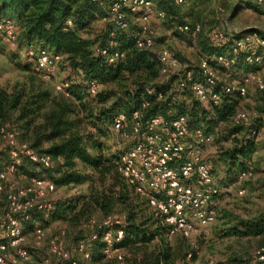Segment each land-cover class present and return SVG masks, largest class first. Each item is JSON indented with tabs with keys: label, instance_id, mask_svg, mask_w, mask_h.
<instances>
[{
	"label": "trees",
	"instance_id": "trees-1",
	"mask_svg": "<svg viewBox=\"0 0 264 264\" xmlns=\"http://www.w3.org/2000/svg\"><path fill=\"white\" fill-rule=\"evenodd\" d=\"M102 1L0 0V19L12 21L16 30L15 43L23 50L28 47L43 48L58 55L57 69L66 71V77L61 79L67 84L66 94L52 91L35 70L33 61L24 56L26 62L19 64V68L26 71L25 78L15 82L10 89L0 87V125L13 124L19 141L25 142L35 153L52 160L51 167H43L21 156L14 172L20 168L29 179L48 180L54 188L85 185L82 194L53 201L46 214L35 209L29 211L22 231L24 233L29 228L31 232L34 227L44 229L43 226L59 221L75 226L81 221H90L96 213L103 220L116 215L119 223L109 226L99 224L92 228L89 236L77 243L83 244L88 251L89 264L103 260L116 264L114 259L104 258V244L101 241L104 232L116 229L122 231V238L111 247L123 253V264H174L173 253L164 237L168 227L148 207L146 198L136 194L122 178L117 169L120 151L116 155L105 153L100 136L110 129L112 116L118 111H123L129 117L132 111L139 110L142 120L151 116L165 119L184 115L189 127L200 128L210 135L208 143L212 141L211 132L216 130L217 124L226 121L229 125L224 132L231 143L216 152V160L224 165L223 178L227 182H242L238 180V174L249 169L253 174L249 164L256 149L255 134L264 121V94L257 90L262 97L256 106L259 115L251 120L249 116L247 124H234L232 116L246 94L239 95L236 88L223 92L220 84L227 83L234 75L238 79L233 80L239 84L245 72H257L256 68L260 66L246 63L243 59L248 52L257 53L258 45L246 44L233 52L231 39L250 32L264 38V32L243 29L228 33V38L220 44L214 41L211 32L210 41L203 46L204 51L200 55L213 57L221 54L232 61L227 68L212 60L208 62L215 72L222 73L213 89L218 94V103L208 101L201 104L187 87L172 92L170 84L176 76L174 71L168 72L171 80L158 78L161 63L157 54L160 47L154 44V35L149 48L136 45L140 12L125 9L126 26L118 28L106 19L107 0H104L103 9L100 6ZM165 2L173 3L172 0H162V3ZM163 7H156L165 12L164 18L159 19H170L174 26L182 23ZM128 16L135 17V29L130 26ZM98 17L107 21V28L100 30L93 38L83 36L82 33L88 32L91 23ZM176 34L189 38L185 34ZM100 49H104L105 54H101ZM114 52L120 55L108 60ZM171 54L176 57L173 52ZM188 69L195 74L197 63ZM90 82L99 85L94 93L88 91ZM149 85L151 90L148 92ZM143 101L146 102L144 107L141 106ZM2 160L4 163L10 162L9 158L4 159V153ZM37 168L41 169L40 172ZM211 173L213 175L212 165ZM42 215L47 216L46 220L42 219ZM37 220L42 223H36ZM227 232L238 237H261L264 235V214L249 220L236 218ZM92 235L95 238L90 239ZM192 253L193 250H190L186 254L190 256ZM237 261L243 260L213 264Z\"/></svg>",
	"mask_w": 264,
	"mask_h": 264
},
{
	"label": "built area",
	"instance_id": "built-area-1",
	"mask_svg": "<svg viewBox=\"0 0 264 264\" xmlns=\"http://www.w3.org/2000/svg\"><path fill=\"white\" fill-rule=\"evenodd\" d=\"M99 2V0H92ZM174 4H180L184 0H172ZM254 4L264 7V0H252ZM125 9L139 11L140 29L136 35V45L149 48L153 42L154 32L149 26V18L155 16L164 18L165 12L154 7V0H107V20L113 22L118 28L126 26ZM69 23V20H67ZM176 32L189 36L194 40L200 31L198 23H176ZM229 29L212 31V38L220 44L226 38ZM0 38L9 44L16 42V30L10 19H0ZM233 52L246 44H256L261 51L248 52L243 59L246 63L264 64V38L255 33L244 34L239 38L231 39ZM105 54L104 49H100ZM114 52L108 60L117 57ZM24 56L34 63V68L43 79H49L57 68L60 57L51 54L43 48L28 47L24 49ZM157 58L161 63L159 69L160 79H169V71H174V78L169 79L175 85V89L187 87L193 96L201 103H218V94L214 86L218 82L215 70L208 63L210 60L227 68L232 59L218 54L212 56L200 55L197 61V72L184 68L168 48L161 46ZM66 82L59 80L54 83V89L66 94ZM252 85L256 90L264 94V80L256 71H248L242 75L241 83L230 79L225 84H220L223 92L237 89L239 95L246 94L247 86ZM99 85L90 82L88 91L94 93ZM151 86L147 87V91ZM159 96V94H158ZM143 101L141 106L144 107ZM234 124H247L248 114L237 110L232 116ZM123 142L131 140L126 146H120L117 158V169L125 182L133 191L147 200V205L155 214L162 218V222L168 227L167 234L187 237L196 228L206 227L216 218L215 198L219 193L214 177L211 173V165L205 160L204 153L210 135L205 134L200 128L189 127L184 115H175L171 118L151 116L142 120L139 110H134L129 117L123 112H116L109 126ZM6 154L10 162L2 160V148L0 146V264H28L29 250L37 249L44 241V229L34 227L30 232L32 237H26L23 233V222L28 218V212L35 209L46 214L52 207L53 200L48 199L49 194L55 188L53 184L44 179H29V184L24 187L10 188L4 191L7 178L14 174L15 165L21 156L40 164L43 167H51L52 160L46 155L37 154L28 148L27 144L17 139V130L14 128H0ZM124 140V141H123ZM250 169L238 174V180L243 181L250 177ZM116 215L105 218L100 223L90 220L92 227L101 224L109 226L119 223ZM26 238L31 239L32 246L22 243ZM95 238L92 235L90 239ZM122 238L119 229L106 231L101 235L104 244L102 253L105 259H114L116 264H123V253L112 249V244ZM48 252L53 257L52 264H89V253L83 244H79L72 251L77 253L73 257L71 251L66 250L61 237H54L47 241ZM250 263L237 261L232 264H264V247L258 248Z\"/></svg>",
	"mask_w": 264,
	"mask_h": 264
},
{
	"label": "rangeland",
	"instance_id": "rangeland-1",
	"mask_svg": "<svg viewBox=\"0 0 264 264\" xmlns=\"http://www.w3.org/2000/svg\"><path fill=\"white\" fill-rule=\"evenodd\" d=\"M162 4V6H160ZM101 8L105 7V1L101 3ZM165 7L171 16H175L178 22L189 24L198 23L200 31L197 38L191 40L184 35L176 34L174 23L170 19L149 18V26L154 32V44L157 48L164 46L175 54L185 67H194L198 57L210 41V34L214 29L217 30H236L252 29L264 32V7L254 4L252 0H184L180 4L172 2L162 3V0H156L154 7ZM163 7V8H164ZM130 26H136V20L133 16H128ZM107 28V21L102 18H96L88 28V32L82 33L83 36L93 38L96 33ZM133 29V30H134ZM255 32H250L252 34ZM26 62L24 50L17 43L9 44L0 38V87L10 89L11 86L25 78L26 71L19 68V64ZM193 64V65H191ZM257 72L264 80V64L257 68ZM220 78L222 73L216 71ZM240 74H238V77ZM66 77V71L56 68L49 79H45L47 85L53 91V84ZM237 80V76H232ZM172 92L175 85L170 84ZM55 90V89H54ZM261 94L252 85L247 86L246 95L239 101L238 110L250 116V120L259 115L256 106L260 102ZM229 122H219L216 130L212 133V141L206 145L204 158L213 166V177L219 193L215 198L217 215L213 223L206 227L196 228L187 237L181 238L180 235H164L166 243L169 245L174 256V264H213L218 261L243 260L252 261L254 252L264 247V235L261 237H238L230 235L227 232L232 227V222L236 218L249 220L264 214V121L255 134L256 149L252 155V161L249 165L253 168L251 177L246 178L239 183H229L224 177V165L216 160V152L226 148L229 145L230 137L226 135L224 129L228 127ZM1 127L13 128V124L4 123ZM227 129V128H226ZM225 129V130H226ZM240 135V134H239ZM100 143L105 153L116 155L120 146L128 145L131 140L123 142L110 129L100 136ZM124 141V140H123ZM0 146L4 159L8 160L3 139L0 135ZM56 162V161H55ZM54 163V162H53ZM40 172V168L36 169ZM29 184V177L22 174L20 168H17L13 175L7 178L4 191L10 188L24 187ZM85 191V185L67 186L55 188L53 193L49 194L48 199L56 202L75 194H82ZM3 199V193L0 194ZM32 211H35L34 209ZM47 216L42 215L46 220ZM91 220L100 223L103 218L100 214H93ZM42 223V221H36ZM35 223V224H36ZM45 237L39 248L29 250L28 264H52L53 257L48 252L47 241L54 237H61L66 250L73 251L81 240L85 239L92 231V223L81 221L75 226H68L64 222H53L43 226ZM227 232V233H226ZM26 237L30 235V229L24 230ZM26 246H32L31 239L26 238L22 243ZM193 250V253H186ZM73 257L77 253L72 252ZM193 255V257H192ZM94 264H115L113 261H97Z\"/></svg>",
	"mask_w": 264,
	"mask_h": 264
},
{
	"label": "crops",
	"instance_id": "crops-1",
	"mask_svg": "<svg viewBox=\"0 0 264 264\" xmlns=\"http://www.w3.org/2000/svg\"><path fill=\"white\" fill-rule=\"evenodd\" d=\"M232 33H235V32H237L236 30H230ZM261 51V49L259 48V51L258 52H260ZM205 153H206V148H205Z\"/></svg>",
	"mask_w": 264,
	"mask_h": 264
}]
</instances>
